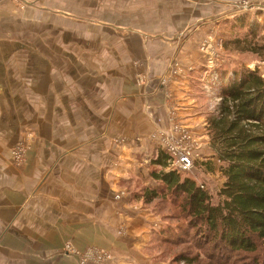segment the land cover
Here are the masks:
<instances>
[{
  "label": "crops",
  "instance_id": "1",
  "mask_svg": "<svg viewBox=\"0 0 264 264\" xmlns=\"http://www.w3.org/2000/svg\"><path fill=\"white\" fill-rule=\"evenodd\" d=\"M199 4L0 0V264H81L91 247L109 264H154L155 220L125 182L157 187L149 136L171 113L206 137L187 71L160 86L171 58L202 63L196 38L179 36Z\"/></svg>",
  "mask_w": 264,
  "mask_h": 264
},
{
  "label": "trees",
  "instance_id": "2",
  "mask_svg": "<svg viewBox=\"0 0 264 264\" xmlns=\"http://www.w3.org/2000/svg\"><path fill=\"white\" fill-rule=\"evenodd\" d=\"M238 17L234 25L239 30L245 28L243 37L227 40L225 46L236 44L238 51L264 61L260 42L264 38L258 37L261 27L245 24L248 20ZM228 73L217 71L222 79L215 88L219 101L205 115L212 158L223 177L221 187L213 192L201 187L190 172L169 169L161 150L151 162L158 169L149 171L157 187L150 188L136 178L125 182L131 202H141L150 209L159 207L160 211L174 208L175 212L162 214L163 220L182 222H167L164 228L151 232L145 250L152 259H164L153 252L158 243L182 246L187 244V236L195 240L191 243L195 253H179L175 264H248L247 256L264 252V78L256 69ZM207 163L208 167L212 164ZM252 261L264 264L256 257Z\"/></svg>",
  "mask_w": 264,
  "mask_h": 264
},
{
  "label": "rangeland",
  "instance_id": "3",
  "mask_svg": "<svg viewBox=\"0 0 264 264\" xmlns=\"http://www.w3.org/2000/svg\"><path fill=\"white\" fill-rule=\"evenodd\" d=\"M198 4L200 6H198L196 12L193 13L194 17L192 18V15L187 17V19L191 22H187L186 27L179 32V36L181 39L185 38V40L192 37L196 38V50L200 54L202 63H200L201 65H196L195 63L183 61L181 59H177L176 57L171 58L168 62L166 73H163L164 76L163 80L160 82V86L164 87L171 84L174 78H180L182 76V72L187 71L186 74H184V77L188 78L187 84L189 85V94H191L190 97L195 100V102L199 106L201 114L204 116L203 118L205 119L206 113L210 110H213V107L216 103L215 97H217V92L213 90H215L214 88L219 86L220 80H222L218 79L219 77L216 80L213 79L212 73L214 71L217 74V71L222 69L228 70L230 73L232 70L246 68L250 70L256 69L258 73L262 75L260 66L264 61H261L257 56L249 52L238 51L239 47L236 44L228 43L225 46L224 43L227 40H232L234 38L242 39L243 37L245 28L239 30V28L234 25L235 18L237 16H240L238 18L248 20L245 21V24H258L262 29L261 33L258 34V37L264 38V14L259 11L236 13L234 10L221 3H213L208 0H198ZM187 6H189L188 2ZM260 42L262 45H264V39H261ZM240 45L243 46V43H241ZM200 46H207L208 49L204 47L203 50H200ZM204 52L213 53V66L211 68L208 67L209 58ZM195 66L197 67L195 68ZM192 68H195L196 70L192 71ZM206 81L209 82V84L207 85L211 86L213 92H207L204 88ZM168 92L165 91V97H167ZM205 135L206 137L202 133L200 135L194 134V138L200 147L196 151L193 169L189 172L191 175L195 176V179L197 180L198 184H200V186L208 187L214 192L221 187L223 183V177L217 169L218 162H214V159L212 158V151L208 144L209 137L207 135V131L205 132ZM144 158L146 160L147 157ZM207 162H212L211 166H206L205 164H208ZM137 203L138 208L148 211L155 220L152 223V228L150 229L149 234H151V232H155V230L158 231L160 228H164L167 222H170L171 224L182 223L180 220H163L162 214L171 213L169 211H174V208H170L168 210L163 209L160 211L159 207H153L150 209L149 207H145L141 202ZM132 204H134V202H132ZM184 238L187 244L184 243L182 244V246L170 247L168 245H160L158 243L157 247H155L156 250L153 252L157 256H163L164 259L162 260L164 261L157 259L158 257L152 259L151 256H149L151 262L154 264H175V258L179 253L184 255L185 253L190 255L191 253L194 254L195 251L193 250L191 243L194 244L195 240H193V237L191 236H187ZM149 240L150 235L148 243ZM188 245H190V247ZM93 250L100 251L103 249L91 247L83 252H77V254L86 253L89 256L91 255L94 258H98V256L95 255L98 254V252ZM104 251L107 255L110 256V259L105 260L103 264H109L113 260V255L107 250ZM143 252L148 254L147 250L145 249ZM201 254L203 255L204 252L201 251ZM255 257L259 262L264 260V252H260V255H255L253 257L247 256L249 261L246 263L253 264L252 259ZM202 260H205L204 256Z\"/></svg>",
  "mask_w": 264,
  "mask_h": 264
},
{
  "label": "built area",
  "instance_id": "4",
  "mask_svg": "<svg viewBox=\"0 0 264 264\" xmlns=\"http://www.w3.org/2000/svg\"><path fill=\"white\" fill-rule=\"evenodd\" d=\"M213 3H221L228 8L234 10L236 13H248L259 11L264 14V0H208ZM207 46H200V50ZM209 58L208 67L213 66V53H207ZM213 79L218 78L215 71L212 73ZM219 79V78H218ZM208 81L205 82L204 88L207 92H213ZM215 89V88H214ZM213 90V91H212ZM169 97V94H167ZM216 103L219 101L218 97H215ZM169 120L172 123L167 129L159 130L152 133L149 136L150 142H154L158 148L167 156V163L169 169H177L183 172H189L193 169V164L196 157V151L199 149V144L194 138V133L187 126L180 124V122L173 121V114H170ZM26 144L23 142L17 143L13 148V156L15 163H20L23 160L24 150ZM149 159H146L145 163H148ZM203 187V186H201ZM97 251V250H93ZM98 258L89 256L86 253L77 254L78 260L81 264H103L105 260H109L110 256L106 254L104 250L97 251ZM109 256V257H108Z\"/></svg>",
  "mask_w": 264,
  "mask_h": 264
}]
</instances>
